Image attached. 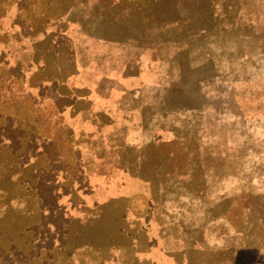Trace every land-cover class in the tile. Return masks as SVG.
Listing matches in <instances>:
<instances>
[{
  "label": "rangeland",
  "instance_id": "374dc122",
  "mask_svg": "<svg viewBox=\"0 0 264 264\" xmlns=\"http://www.w3.org/2000/svg\"><path fill=\"white\" fill-rule=\"evenodd\" d=\"M0 264H264V0H0Z\"/></svg>",
  "mask_w": 264,
  "mask_h": 264
},
{
  "label": "crops",
  "instance_id": "0c3cea01",
  "mask_svg": "<svg viewBox=\"0 0 264 264\" xmlns=\"http://www.w3.org/2000/svg\"><path fill=\"white\" fill-rule=\"evenodd\" d=\"M67 26V25H66ZM68 29V26L66 27ZM74 31L73 28H70ZM125 32V25L119 24L118 22H102L99 26L91 28L90 25L83 26L81 31L75 30L76 38L80 37L84 39L86 47H120L124 40H120L123 33ZM76 41V40H74ZM68 49L65 51H59L56 56L59 57L64 55L68 51L71 61L74 65V72L71 75H66L63 80H81L82 73L85 71L86 65L83 62V53L76 46L71 45L69 41ZM51 53L54 52L51 50ZM102 56V55H101ZM104 57V56H103ZM131 66V63H126ZM68 83L62 82L61 84V96L70 98L71 101L64 107L63 114L67 121L73 126L81 127L89 125L99 131L103 128L104 123H99L96 118L103 117L106 124L109 123V112L112 111V107L107 102L98 103L99 93L88 84H80L79 90L73 93L71 86ZM75 88V89H77ZM69 91V92H66ZM72 92V93H70ZM101 99V98H100Z\"/></svg>",
  "mask_w": 264,
  "mask_h": 264
},
{
  "label": "trees",
  "instance_id": "16d2710c",
  "mask_svg": "<svg viewBox=\"0 0 264 264\" xmlns=\"http://www.w3.org/2000/svg\"><path fill=\"white\" fill-rule=\"evenodd\" d=\"M66 226V224H64V227ZM64 227H62L61 229V234H66V232H68V229H64Z\"/></svg>",
  "mask_w": 264,
  "mask_h": 264
}]
</instances>
